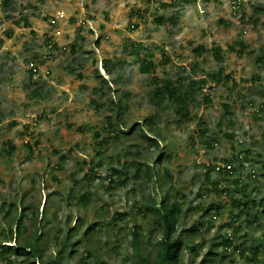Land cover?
<instances>
[{
  "label": "rangeland",
  "instance_id": "rangeland-1",
  "mask_svg": "<svg viewBox=\"0 0 264 264\" xmlns=\"http://www.w3.org/2000/svg\"><path fill=\"white\" fill-rule=\"evenodd\" d=\"M171 2L0 0V232L11 229L26 206L28 232L45 235L46 255L54 257L68 227L76 228L74 242L85 219L84 228L97 223L91 242L77 243L64 264L86 251L105 264H130L138 253L136 225L141 251L158 249L155 232L148 237L153 218L147 206L169 194L182 204L178 233L203 223L190 238L196 249L184 248L180 264H200L223 236L233 243L244 237L259 253L254 260L251 251L240 256L218 247L226 255L214 264H264V14L256 13L264 0ZM48 39L55 48L43 58ZM131 46L140 57H153V74L140 72ZM216 47L221 58L211 52ZM106 59L121 64L107 74ZM31 60L40 66L38 79ZM153 76L184 85L203 80L215 89L209 100L198 90L182 118L173 105L155 104ZM133 161L143 172L152 168V180H136ZM112 168L129 172L122 186L112 183ZM84 193L88 202H78ZM237 201L248 203L242 215ZM10 203L6 220L1 205ZM210 205L219 208L205 212ZM111 221L115 227L106 226ZM0 264H8L2 255Z\"/></svg>",
  "mask_w": 264,
  "mask_h": 264
},
{
  "label": "trees",
  "instance_id": "trees-1",
  "mask_svg": "<svg viewBox=\"0 0 264 264\" xmlns=\"http://www.w3.org/2000/svg\"><path fill=\"white\" fill-rule=\"evenodd\" d=\"M175 0H172L171 4H173ZM9 0H4V4H8ZM163 6H167L166 4ZM256 13H263L264 14V7H257ZM172 25L175 24L174 18H169L168 20ZM156 22L158 24H162L164 19L162 17L157 18ZM97 43H99L97 41ZM238 44L241 45L243 50H245L246 45L242 41H238ZM74 45V44H73ZM132 47V46H131ZM131 52L138 56L139 61V70L142 74H153L157 68V63L153 59L151 55H144L140 57L138 50L135 46L132 47ZM202 47L197 48L196 50H200ZM233 50L235 48L231 47ZM212 54L216 57L221 58L222 56V49L220 47H216L215 49L211 50ZM165 58V57H164ZM121 61H117V63L112 62L111 60H103L102 66L103 69L107 72V74H111L113 69L116 65H120ZM122 66V65H121ZM97 77L102 79V82H105V79L99 75V72L96 71ZM152 81L154 82V94L153 98L155 99V104L157 106H161L165 103L171 104L174 106L175 111L178 113L179 116L185 118L188 112V103L189 100L193 99V95L199 90L201 91L202 86L205 85L203 80L198 81H190L187 85H184L181 81L175 82L169 79H159L157 76L152 77ZM206 100H209V95H205ZM226 111L229 109L228 106H224ZM122 106L120 105L117 110L118 114L121 113ZM149 125L151 124L152 118L148 120ZM108 122V131L109 134L112 132H116L113 124V118L110 117L107 119ZM136 125L131 128L133 130ZM131 131H124V134H130ZM205 131H203L204 133ZM145 137L151 141V137ZM15 151V147L10 145L9 146V153L12 154ZM63 158V157H62ZM161 159H157L160 161ZM229 160V159H228ZM229 161H233L229 160ZM228 165L227 171H232L234 169L233 162ZM133 166L135 167L134 177L135 179L139 178H146L152 180V168L149 166L146 167L144 172L140 165L136 162H132ZM218 171L221 172L222 169L217 167ZM94 173V168L91 169ZM111 175L115 176L116 179H112V183H116L122 186L125 183L126 177H128L129 172L124 171L123 169L112 168ZM86 178V176L84 177ZM238 183L237 181H234ZM215 186V185H214ZM215 191L217 188L215 186ZM89 200L88 193L82 194L78 198V202L87 203ZM147 209L151 212L153 218V226L150 227L148 232V237H150L154 232L155 236H158L155 240V248H158L155 253H150L147 251H141V246L139 242L142 239V234L140 232L139 227L136 225L132 229V242L136 246L137 250V258L134 256L133 258L130 257V264H180L181 253L184 248L192 246L191 249H196L195 245H190V238L196 235L199 232V229L203 225L201 221L197 222L195 225L185 229L182 228L178 233L179 224H180V217L182 213V204L176 200H171V196L169 194H164L160 199H151L148 202ZM249 203L252 205L255 203L254 199H250ZM263 200L261 199L259 206L264 207ZM237 209L239 210V215H242L247 208L248 203L237 201L236 203ZM3 211H6L5 218L7 220V216L9 215V211L13 206V203L9 205L3 204L1 205ZM27 207L24 206L23 209L25 210L24 213L21 214L19 217H14L11 223V229L3 230L0 232V255L6 260L8 264L14 263L9 256L5 255H13L17 258H22V262H26V264H64L67 263L68 260H71L75 254V250L73 249L77 243H82L83 240L85 242H91V237L94 233L95 227L97 223H93L88 227L84 228L85 219H80V229H78L79 238L72 242L71 241V232H73L76 228L75 227H68L66 237L62 241L60 248L55 252V256L51 257L46 255V248L44 245V241H48L45 235L42 233L37 234L38 229L33 231L32 233L28 232V228L24 223L26 215ZM219 207H215L214 205H210L205 208V212L212 209H218ZM261 213L264 214V208L261 209ZM33 214V213H32ZM119 216H121L119 214ZM237 217L234 219L236 220ZM83 220V221H82ZM112 220H115L112 218ZM83 224H82V223ZM36 223V222H35ZM106 226H114L115 222L111 221L106 224ZM12 227L14 229L12 230ZM82 230V232H81ZM85 243V246H89V244ZM43 244V245H42ZM218 247H223V253H226L225 250L228 248L233 249L237 252L240 256H245L247 251H251V258L256 260L255 256L259 253L258 247H252L247 245L246 240L242 237L236 243L232 242V239L229 236H223L221 241L217 243H212L207 252L204 254L203 260L200 264H214L217 260V256L225 258L226 254L218 253L214 249ZM72 248L70 251L68 249ZM86 250V248L84 249ZM106 262L103 259H99L96 256L92 255L91 252L86 251L85 255H81L78 261L75 264H105Z\"/></svg>",
  "mask_w": 264,
  "mask_h": 264
},
{
  "label": "clouds",
  "instance_id": "clouds-1",
  "mask_svg": "<svg viewBox=\"0 0 264 264\" xmlns=\"http://www.w3.org/2000/svg\"><path fill=\"white\" fill-rule=\"evenodd\" d=\"M49 41H52V39H48L46 42H49ZM54 42H55V41H54ZM54 42H53V47H52L50 50H47V54L44 55L43 58H46L47 55H50V54L53 52V50H54V48H55V43H54ZM29 65H30V66H29V69H30V71L32 72V77H33L34 79H38V78L40 77V76H39L40 66H38L37 64H36V67L31 66V65H35V63H33L32 60H31V62L29 63ZM204 89H206V90H204ZM214 89H215L214 84H212L211 86H209V85H204V86H202L201 91H202L204 94L208 95V94L212 93Z\"/></svg>",
  "mask_w": 264,
  "mask_h": 264
},
{
  "label": "built area",
  "instance_id": "built-area-1",
  "mask_svg": "<svg viewBox=\"0 0 264 264\" xmlns=\"http://www.w3.org/2000/svg\"><path fill=\"white\" fill-rule=\"evenodd\" d=\"M57 16L62 17V16H64V14L59 13ZM52 47H53V42L49 41L47 44V49L50 50ZM204 90H206V89H204Z\"/></svg>",
  "mask_w": 264,
  "mask_h": 264
},
{
  "label": "crops",
  "instance_id": "crops-1",
  "mask_svg": "<svg viewBox=\"0 0 264 264\" xmlns=\"http://www.w3.org/2000/svg\"><path fill=\"white\" fill-rule=\"evenodd\" d=\"M79 8H81V6L76 4L74 10H76V9L79 10Z\"/></svg>",
  "mask_w": 264,
  "mask_h": 264
}]
</instances>
